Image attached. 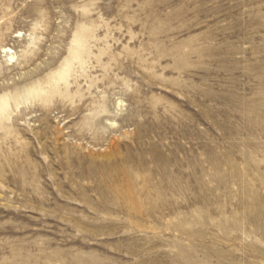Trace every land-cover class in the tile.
Segmentation results:
<instances>
[{
    "label": "rangeland",
    "instance_id": "374dc122",
    "mask_svg": "<svg viewBox=\"0 0 264 264\" xmlns=\"http://www.w3.org/2000/svg\"><path fill=\"white\" fill-rule=\"evenodd\" d=\"M0 264H264V0H0Z\"/></svg>",
    "mask_w": 264,
    "mask_h": 264
},
{
    "label": "bare ground",
    "instance_id": "6f19581e",
    "mask_svg": "<svg viewBox=\"0 0 264 264\" xmlns=\"http://www.w3.org/2000/svg\"><path fill=\"white\" fill-rule=\"evenodd\" d=\"M3 51H4L5 53H8V52H11V49L4 48ZM14 59H15V53H13L11 56H9V61H14ZM112 124H113V126H114V123H112Z\"/></svg>",
    "mask_w": 264,
    "mask_h": 264
}]
</instances>
